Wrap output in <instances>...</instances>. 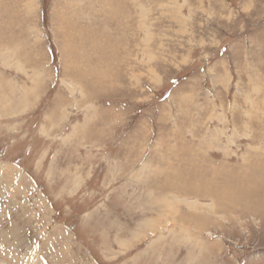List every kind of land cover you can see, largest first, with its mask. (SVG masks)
<instances>
[{
  "label": "rangeland",
  "instance_id": "rangeland-1",
  "mask_svg": "<svg viewBox=\"0 0 264 264\" xmlns=\"http://www.w3.org/2000/svg\"><path fill=\"white\" fill-rule=\"evenodd\" d=\"M0 264H264V0H0Z\"/></svg>",
  "mask_w": 264,
  "mask_h": 264
}]
</instances>
